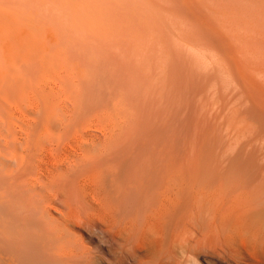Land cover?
Here are the masks:
<instances>
[{
    "label": "rangeland",
    "instance_id": "374dc122",
    "mask_svg": "<svg viewBox=\"0 0 264 264\" xmlns=\"http://www.w3.org/2000/svg\"><path fill=\"white\" fill-rule=\"evenodd\" d=\"M158 171L199 210L143 264H264V0H0V264H51V227L120 264L102 199Z\"/></svg>",
    "mask_w": 264,
    "mask_h": 264
},
{
    "label": "bare ground",
    "instance_id": "6f19581e",
    "mask_svg": "<svg viewBox=\"0 0 264 264\" xmlns=\"http://www.w3.org/2000/svg\"><path fill=\"white\" fill-rule=\"evenodd\" d=\"M24 85H26V84H24ZM30 134H32V133H30ZM11 135H12V133L11 134L9 133L10 137H11ZM35 136L37 137V136H39V134L38 135L35 134ZM35 136H33V137L35 138ZM10 137H6V138L8 139ZM30 137L33 139V137L31 135H30ZM31 138H29L27 136V138L26 139L24 138V140L29 141L27 139H31ZM4 141H6V140H4ZM32 141H34V140H31V142L30 141L27 142V144L29 143V145H30V147L27 148V151L31 150V147L33 146V145H31ZM7 143L10 147L9 151L15 152V151L11 150V146L9 144L10 142L7 141ZM19 144H20V146L27 145L26 143H24V144L19 143ZM5 147L7 149V146H5ZM9 147H8V149H9ZM21 148H23V147H21ZM21 148H19V149H21ZM22 150H25V149H22ZM9 151H7V152H9ZM5 155H7V154H5ZM80 157L81 156H79L78 159H80ZM81 159H83V158H81ZM81 159H80V161H81ZM84 161L85 160H83V162ZM5 169H4V171H5ZM20 169H22V168H20ZM150 171H152V170H150ZM27 172L28 171L26 169L20 170L17 175H14L13 173L10 174L9 172H6V175H4V187H5V190H13L12 192H14V190H17L18 195L20 197H22L23 199L25 198V200H23L22 198L21 199L19 198V200L20 201L23 200L25 202L30 201L29 202V204H30L36 196V195H34L33 192L38 193V190H37V188H34V186L28 187L29 183L27 182L28 179L26 177ZM159 172L160 171L157 172L158 174H156V173L153 174V172H151V173H147V172H144V173H139V172L128 173L124 176V178H125L124 181L123 180H122V182L118 181L119 183L115 184L113 186L112 190L110 188V190H111L110 195H113L114 199L111 200L110 198H108L106 196H104V198L102 199V206H101L102 208L101 209H102V213H103L102 214L103 219L107 222L109 220L108 218L110 217V219H113V222L115 224V226H114L116 228L115 234H116V238L118 237L117 243H119L118 248H119V254H120V256H119L120 264H123L125 262V259L129 260V262H130L129 264H136L138 262L140 264H143V262H142L143 258L138 256V254H137L138 251L143 252V250H147L145 252H148L149 251L148 248L151 246L152 243L157 244L162 249L163 244L170 243L169 240L171 238H168L169 237L168 234H173L174 238H176L178 236V231H179L180 227L183 226V224L180 226V224L183 222V220H185L186 218L193 217V214L194 215L196 214L194 212L199 210L198 209L199 207L197 209H195L196 207H192V206H187V209H186L184 206L185 203L183 204L179 200L180 199L179 196L184 197V196H181V194L187 188V186L189 188H192L191 186L194 185V182L192 183V181H190V180L185 181L184 176L182 177L180 174L164 173L165 171L164 172L162 171L160 173ZM4 174H5V172H4ZM30 180H31V178L29 179V181ZM27 183H28V185H27ZM21 187H28V191H27L28 194H26L25 192L20 193L19 190ZM191 190H189V191L192 192L193 190L192 191ZM31 192H32V194H31ZM108 192H110V191H106V193H108ZM5 193L6 192H4V199L7 196V195L5 196ZM184 194H186V193H184ZM188 194H187V196H188ZM106 195H108V194H106ZM30 196H32V197H30ZM28 202H27V204H28ZM24 203L23 204L21 203V204L25 205ZM201 204H202V202H201ZM196 205L198 206V204H196ZM214 206H213V208H214ZM25 207L26 206H24V208ZM216 208H218V207L216 206ZM228 208H230V207H228ZM201 209H203V208L201 207ZM210 209H212V207ZM236 209H237L236 210L237 213L240 212V210L238 211L239 208H236ZM206 210H208V209H206ZM213 210H215L214 211V213H215L216 209L214 208ZM222 210H224V209L222 208ZM222 210H221V213H222ZM226 210H228V209H226ZM211 212H213V211H211ZM224 214H227V213H224ZM242 214H243V212H242ZM212 215H213L212 218H215L216 213H215V215L212 213ZM219 215H221V214H219ZM233 215H235V214H233ZM224 217H226V216H224ZM221 218H223V217H221ZM250 218H251L250 220L252 221V219H254L255 217L251 216ZM229 220H230V218H229ZM257 222L256 223L252 222V223L254 224V229L257 230V232L259 233L260 230H262L263 226L260 224V221H257ZM183 223H185V222H183ZM244 223H245V221H244ZM236 224H238V223H236ZM51 228H52L51 231L46 233V235H48V236L45 237L48 240V242H50V244H51L50 248L54 247L53 248L54 252L50 253V257H51L50 260L53 259L51 261V264H81V262L84 264H86V263L88 264V262L90 261L91 258L90 257H89L90 259L87 258L86 253H82V254L77 253L76 248L74 246H72L69 241H67V236H65L64 234H58V232H57L59 230L58 228H56V229H54L53 227H51ZM181 228H183V227H181ZM226 229H227V227H226ZM248 230L250 231V229H248ZM16 231H18V230H16ZM249 231H247V232H249ZM255 236H256V234H255ZM181 237H183V236L180 235L179 239ZM166 239L169 241L168 243H164V242H167ZM181 240L184 241V238H182ZM176 242H179V241H176ZM183 243H185V242H183ZM168 246H169V244H168ZM174 247L176 248V246H174ZM161 252H162L161 254L163 255L164 251H161ZM166 252H165V254H166ZM172 252H174L173 249H171V251L169 252V254L171 256H173ZM167 258H169V257H167ZM168 260H170V259H168ZM147 261L148 260H146V263L151 264L150 261L149 262H147ZM178 261H180V260H178ZM177 263H179V262H177ZM16 264H18V262ZM28 264H32V263H28ZM156 264H158V263H156Z\"/></svg>",
    "mask_w": 264,
    "mask_h": 264
}]
</instances>
